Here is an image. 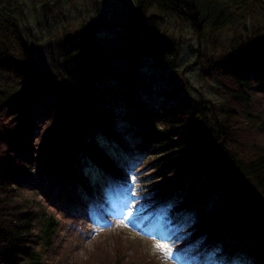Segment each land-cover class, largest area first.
I'll return each mask as SVG.
<instances>
[{
  "label": "trees",
  "instance_id": "obj_1",
  "mask_svg": "<svg viewBox=\"0 0 264 264\" xmlns=\"http://www.w3.org/2000/svg\"><path fill=\"white\" fill-rule=\"evenodd\" d=\"M236 1L161 6L198 36L203 28L210 36L232 30L223 61H210L206 74L219 98L176 71L177 49L149 36L143 4L132 27L116 32V47L99 45L93 32L68 35L62 64L47 70L31 61L14 16L0 7V264H48L59 238L48 211L51 182H84V170L94 167L120 191L131 185L114 147L144 165L133 186L139 211H166L188 244L218 250L227 264H264V51L235 43L247 33L240 29L247 12L264 14V0ZM142 51L153 71L143 68ZM157 78L168 84L163 94L136 88Z\"/></svg>",
  "mask_w": 264,
  "mask_h": 264
},
{
  "label": "rangeland",
  "instance_id": "obj_2",
  "mask_svg": "<svg viewBox=\"0 0 264 264\" xmlns=\"http://www.w3.org/2000/svg\"><path fill=\"white\" fill-rule=\"evenodd\" d=\"M163 1L168 2V0H3L0 7L8 9L14 16L11 24L18 29L17 33L24 41L31 61L33 60L38 68L47 70L57 63L62 64L61 48L66 43L68 35L83 31L93 32L99 45L116 47L120 42L119 38L115 37L116 32L123 33L132 27L134 15L136 16L138 8L143 4L146 12L145 24L153 30L149 36L155 43L171 39L174 48L177 49L176 71L186 70L182 77L186 78L184 80L190 79L192 84L208 96L219 98L220 91L212 87L214 80L206 74L210 73V61H223V54L231 46L230 43L234 42L232 30L210 36L207 28H203V33L198 36L191 23L171 17L169 12L163 11L161 9ZM238 2L239 0L234 4L236 7ZM186 4L190 6L192 3L188 4L186 1ZM259 10L254 8L247 12L250 19H246L240 26V29L247 33H242L243 38L235 40V43L244 41L254 54L264 51L262 48L264 43H260L264 42V14ZM180 12L185 13L183 10ZM185 15L190 16L189 13ZM192 19L197 21L196 18H190ZM141 26L140 24L139 28L142 30ZM17 44L15 45L19 47ZM152 63L151 60L144 62L143 68L153 71ZM245 73L248 78L255 76L253 69H247ZM2 74L5 76V72H1L0 76ZM157 79L149 85L141 83L136 88L146 95L154 90L156 95L163 94L162 90L166 89L168 84L165 81L163 83L160 78ZM122 109L126 110L127 107L123 105ZM127 140L131 147L135 145L132 144L134 140L132 141L130 137H127ZM101 145L107 144L101 141ZM114 148L109 152L117 156L123 164H131L128 170L135 182L134 174L136 173L137 177L144 165L138 156L127 154L125 151L117 153ZM84 178L85 181L78 184L71 178L67 183L61 184V180L51 182L52 195L48 198L51 202L47 203L53 208L51 214L57 216L61 224L58 232L56 231L59 238L47 259L48 264H224L225 258L216 259L212 254L199 259L190 255L193 248H177L180 242L172 241L169 230L159 221L162 216H159L156 223L143 227L142 220L137 219L135 215L139 209L135 203L138 202L137 196L130 203L129 189L124 194L120 193L94 167L84 170ZM66 179L65 182L68 180ZM43 185L50 187L47 181ZM90 188H97L100 191L96 192L97 197L94 199L91 198ZM125 204L127 210L124 209L123 214L116 210ZM106 206H109V209ZM112 211L119 214L113 216L110 214ZM96 214L100 215L101 219H98ZM139 238L153 241L147 242L146 239ZM116 242H119L121 247ZM158 244L164 247L157 248ZM118 247L124 248L121 249V254L117 252ZM231 264H237L236 259Z\"/></svg>",
  "mask_w": 264,
  "mask_h": 264
},
{
  "label": "bare ground",
  "instance_id": "obj_3",
  "mask_svg": "<svg viewBox=\"0 0 264 264\" xmlns=\"http://www.w3.org/2000/svg\"><path fill=\"white\" fill-rule=\"evenodd\" d=\"M78 34V33H77ZM76 35V34H75ZM72 37H76V36H74V35H72ZM77 41V40H76ZM81 41V40H80ZM20 48H15V50L13 51L14 52V55H16V56H18V55H20ZM143 52V51H142ZM147 53L146 52H143L142 53V57H141V60L143 61V62H148V61H150L149 59H148V56L146 55ZM30 58H31V56H30ZM32 59V58H31ZM34 63V62H33ZM35 64V63H34ZM36 65V64H35ZM39 67V66H38ZM46 112H48V110L46 111Z\"/></svg>",
  "mask_w": 264,
  "mask_h": 264
},
{
  "label": "snow or ice",
  "instance_id": "obj_4",
  "mask_svg": "<svg viewBox=\"0 0 264 264\" xmlns=\"http://www.w3.org/2000/svg\"><path fill=\"white\" fill-rule=\"evenodd\" d=\"M156 247H157V248H163L164 246H163V245H160V244H158V245H156Z\"/></svg>",
  "mask_w": 264,
  "mask_h": 264
}]
</instances>
